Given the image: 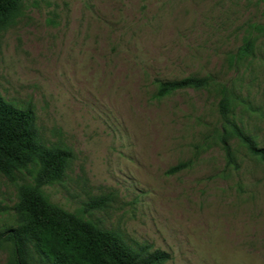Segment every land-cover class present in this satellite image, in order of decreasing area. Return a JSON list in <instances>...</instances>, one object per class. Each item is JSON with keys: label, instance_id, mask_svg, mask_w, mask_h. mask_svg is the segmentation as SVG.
Returning a JSON list of instances; mask_svg holds the SVG:
<instances>
[{"label": "rangeland", "instance_id": "1", "mask_svg": "<svg viewBox=\"0 0 264 264\" xmlns=\"http://www.w3.org/2000/svg\"><path fill=\"white\" fill-rule=\"evenodd\" d=\"M264 25L260 0H23L0 29V95L30 107L40 143L70 152L50 202L158 264H264ZM253 51L240 55L245 37ZM189 76L204 86L158 94ZM234 161H227L222 139ZM184 164L179 170L172 167ZM0 172V227L17 186ZM106 205L84 211L94 197ZM10 257L0 247V264ZM157 264V263H156Z\"/></svg>", "mask_w": 264, "mask_h": 264}, {"label": "trees", "instance_id": "2", "mask_svg": "<svg viewBox=\"0 0 264 264\" xmlns=\"http://www.w3.org/2000/svg\"><path fill=\"white\" fill-rule=\"evenodd\" d=\"M23 0H0V29L18 11ZM263 6L264 0H260ZM256 31L264 25L253 23ZM253 51V39L247 36L239 48L240 55ZM204 78L189 76L178 80L158 82V94L175 89L201 87ZM224 123L238 137L246 149L264 160V148L228 117L226 97L219 101ZM227 161H234L230 146L223 138ZM71 156L66 149L48 148L38 139L33 110L18 108L0 95V172L14 180L17 172L26 171L30 179L17 186V199L10 207L18 224L0 227V247L8 246L10 257L5 264H158L168 258L165 251L148 252L146 247L136 250L117 233L100 228L83 215L65 210L49 201L43 186L60 180ZM178 164L171 170H179ZM105 197L91 198L83 210L99 209L106 205Z\"/></svg>", "mask_w": 264, "mask_h": 264}]
</instances>
